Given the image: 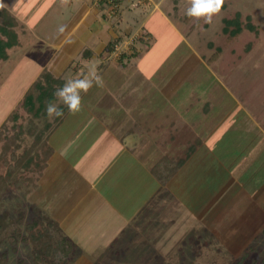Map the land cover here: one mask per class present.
Segmentation results:
<instances>
[{
	"label": "rangeland",
	"instance_id": "obj_1",
	"mask_svg": "<svg viewBox=\"0 0 264 264\" xmlns=\"http://www.w3.org/2000/svg\"><path fill=\"white\" fill-rule=\"evenodd\" d=\"M56 1L0 0L5 4L3 8L15 20V26L11 30L16 36L15 43L6 49V60L0 61V264H240V262L257 264L264 261V232L255 237L253 241L245 240L242 244L235 243L233 249L236 251L233 250L235 251L233 253L225 249L221 250V243H211L204 247L200 239L199 243L195 241L186 244L185 251L180 252H176L169 245V251L164 253L165 257L162 259L150 258L145 251L147 248H140L143 243L128 244V241L125 242L127 236L122 233L118 237L119 242L115 245L116 259L111 258L114 252H108V256L102 259H84L81 256L77 258L74 255L76 254L74 248L65 253L61 252L59 247L55 250L57 251L55 255L48 258L42 257L40 261L38 248H41V242L47 241L50 236L54 242L59 243L64 240V236L56 224L44 218L43 215L41 216L32 203L31 199L35 196L32 188L39 177L38 169L31 165L27 171L23 164L27 157L33 158L34 148L35 150L41 148L40 152L43 153L40 157H44L50 133L48 126H53L57 119L49 118L46 111L39 115L28 114L26 108L22 106L25 96L20 97L19 102L12 111H9L6 118L4 116L11 108V101H14L21 93L20 91L28 85L26 80L32 75H37L36 80L40 81L44 77L43 74H51L59 82L53 85V89L56 90L62 87L67 80L80 75L82 70L84 71L82 59H84L87 48L82 43V45H73L70 40H67L66 27L61 26L62 19H71L77 11L76 0L71 8L65 7V4H56ZM88 1L90 6L99 10L100 21L98 23H103V25L93 23L88 11L84 23L97 33L95 38L104 44L101 45L104 48L99 51L100 54H97V57L105 61V66L108 67L104 71L94 63L88 67V70L95 65L100 75L104 71L103 76L108 74L109 78L105 80L102 77L103 86H94L83 98L85 103L91 105L88 109H92L94 102L95 108L101 111V115L107 114L104 115L106 118L100 116L102 120L108 119L111 122L117 117L112 113L115 102L113 101L114 95L110 92L114 94L116 87L123 84L121 91H117L127 94L130 89L124 82L125 79L136 76V82H133L135 85H131L132 89L140 92V95L149 89L154 94L160 89L175 90L176 88L173 89L175 86L167 85L166 82H170L173 77L176 79L174 75L176 73L178 75L179 71V86L176 91L181 95L178 99L174 98L169 101L168 111L172 112V107L182 109L181 106L185 105V111L197 109L201 112L204 102L208 101L211 108L218 110L212 116L214 128L223 122L222 118H227L228 121L225 120L224 125H230L228 130L241 132L242 127L238 126H242V117H246L248 113L249 120L246 121H255L264 132V0H224L220 13L201 32L196 29L187 31L190 22L186 19L190 18L184 14L186 0H119V7L111 16L109 6L101 0ZM85 12L83 10L82 14ZM149 14H152V17L148 16ZM145 19L147 25L143 24ZM237 24L241 26L242 31L235 41L226 45L228 32L235 30ZM247 25L252 28L246 29ZM225 26L227 29L223 31ZM61 27L64 31L60 34ZM144 27L151 29L152 39ZM82 28L80 26L81 30ZM97 28H99L98 32H96ZM63 45L73 46L75 50L70 57L72 62L66 64L67 66L65 63L68 57L64 56L62 50L59 49ZM93 54L91 51L90 55ZM211 58H214L212 62ZM118 77L123 83L117 81ZM97 90L101 94L109 93L97 96V98L93 97L97 95ZM206 96H209V99H205ZM152 101L153 107L163 105L158 97L153 98ZM51 102L57 103V98ZM147 102L138 106L144 108ZM59 107L62 110L65 109V115L67 108L62 104H59ZM14 116H17L16 120L13 119ZM172 116L175 117V115ZM96 117L99 118V116ZM194 117L193 115L192 118ZM181 122H179V129L187 127ZM63 125L66 126L65 123ZM112 127L113 130L117 128L118 131L119 127L127 129L131 125L126 117L125 123H116ZM19 128L23 132L19 133ZM181 131L183 132L180 130L178 133ZM69 133L70 136L73 131L70 130ZM138 133L134 135H141L139 131ZM99 135L100 132L90 122L85 131L77 132L73 136L74 140H79L80 145L68 148L70 157L75 158L79 154L86 155L88 150L96 152V147L90 148L88 144L81 143L86 140H97ZM249 137L252 144L257 147L244 149L246 140L243 137L241 147L234 148V151L240 153L245 159L258 156L255 153L257 150L264 154V142H256L251 134ZM150 138L156 139L157 137L155 138V135L151 137L149 134L147 141ZM34 141L38 142L35 147H33ZM102 149L104 147L100 150ZM28 150H31V153L29 152V155L24 157V152ZM147 151L148 154L153 152V150ZM157 153H159L158 149ZM234 156L238 157L237 154ZM90 163H84L80 159L74 162L72 165L77 166L76 173L71 169L65 170V164L56 161L52 171L47 166L43 177L46 179L55 177L61 184V189L73 190L74 193L88 186L82 174L92 164ZM124 215L127 216V213ZM138 223L144 225V222L140 220ZM127 226H130L129 223L122 228L125 229ZM44 228L48 230L47 235L43 236L39 242L32 243V235L40 234ZM103 230L105 228L102 226L99 229L94 228L95 238L90 242L91 245L88 244V251L84 252L86 256L93 257L113 250L111 248L112 250L104 251L105 245L101 234ZM125 231L130 232V229H125ZM108 237H110L109 234H107ZM191 245L192 247L198 246L200 252L195 254L188 250ZM228 246L230 247L229 244ZM193 255L195 257L189 258Z\"/></svg>",
	"mask_w": 264,
	"mask_h": 264
},
{
	"label": "crops",
	"instance_id": "obj_2",
	"mask_svg": "<svg viewBox=\"0 0 264 264\" xmlns=\"http://www.w3.org/2000/svg\"><path fill=\"white\" fill-rule=\"evenodd\" d=\"M56 2L62 4L61 0ZM73 5L74 0H68L65 7L71 8ZM90 5L88 0H76L77 11L74 16L69 20H61V26L66 27V39L73 45L82 43L87 48L85 52L88 55H84L82 59L84 71L80 73L85 76L89 71L88 67L94 63L101 70L108 69L105 61L97 57L104 48L101 45L104 44L95 38L97 33L84 23L88 12L93 23L100 21L99 10ZM83 10L86 12L82 14ZM148 16L152 17V14ZM146 19L143 21L145 25ZM80 26L83 27L82 30ZM144 29L152 39L151 29ZM96 30L98 32L99 28ZM59 49L68 57L65 65L72 62L70 57L75 52L73 46L63 45ZM91 51L93 55H90ZM104 71L101 76L107 80L109 75L103 76ZM178 75L176 73V79L173 77L170 82H166L167 85L175 86V90L160 89L154 92L155 95L150 89L143 95L132 89L136 76L122 80L128 84L130 91L127 94L123 91L119 93L117 90L121 91V84L116 87L117 92H110L114 95L115 102L112 113L117 116L111 122L100 118L107 114L101 115L93 101L92 109H88L91 105L84 102L85 94L81 93V111L73 115L66 110L60 125L49 133L46 151L50 150V154L32 188L35 196L31 201L41 216L55 223L64 238L73 244L77 258L81 256L84 259H102L108 256V252H114L111 258L116 259L115 245L122 233L127 236L125 242L128 241V244L143 243L140 248L146 247V254L150 258L162 259L165 257L164 253L169 251V245L176 252H180L185 251L186 244L195 241L199 243L200 239L204 247L211 243H221V250L233 253L236 251L233 249L235 243L253 241L264 232V154L257 150L255 153L258 156L245 159L234 151V148L241 147L243 137L246 140L244 149L257 147L252 144L250 134L256 142H264L263 130L255 121H246L249 120L248 113L246 117H242V126H238L242 127L241 132L244 133L229 131L230 125H224L227 118H222L223 122L214 128L212 116L218 110L211 108L208 101L204 102L201 112L197 109L185 111V105L181 106L182 109L172 107V112L168 111L169 101L178 99L181 95L176 91L179 86ZM36 77L37 75H32L26 80L28 85L11 101V108L5 118L20 97H24L30 86L37 81ZM117 81L123 83L119 81V77ZM108 93L101 94L97 90V95L93 97ZM157 97L162 100L163 105L156 108L152 106V100ZM205 99H209V96ZM145 102L146 107L138 106ZM166 103L167 106L163 107ZM198 103L201 104L199 101ZM126 117L131 127H119L118 131L117 128L112 129L116 123H125ZM90 122L103 139L98 137L97 140L82 142L81 144L86 143L90 148L96 147V152L88 150L86 155L79 154L71 158L68 148L80 145L79 140H74L73 136L77 132L85 131ZM179 122L187 127L179 129ZM64 123L65 127L62 126ZM70 130L73 133L69 136ZM137 130L141 135H134L138 133ZM180 130L183 132L178 133ZM149 134L157 138L147 141ZM101 147L104 149L100 150ZM147 150L155 151V155L153 152L148 154ZM77 159L92 163L82 174L88 185L83 189L73 193V190L61 189V184L54 176L47 179L43 177L47 166L52 171L56 161L65 164V170L71 169L77 173V166L72 165ZM138 220L144 222V225L139 224ZM128 223L130 226L125 229H130V232L122 228ZM100 226L105 228L101 231L104 251L111 248L113 250L88 257L84 252L88 251V244L91 245L90 242L95 238L94 228L99 229ZM107 234L110 237L107 238ZM188 248L195 254L200 252L198 246L191 245ZM193 257L195 255L189 258Z\"/></svg>",
	"mask_w": 264,
	"mask_h": 264
},
{
	"label": "trees",
	"instance_id": "obj_3",
	"mask_svg": "<svg viewBox=\"0 0 264 264\" xmlns=\"http://www.w3.org/2000/svg\"><path fill=\"white\" fill-rule=\"evenodd\" d=\"M116 3H119V0H114ZM215 17V16H214ZM213 17V18H214ZM0 20L2 22L0 23V61H4L7 58L6 54V49L7 47L12 46L15 43V33L11 30L15 26V20L12 18L11 14L3 7H0ZM189 23L187 31H192L193 29L198 30L199 32L203 31L205 27L208 25L203 22V20L196 21L194 19H186ZM245 28V27H244ZM252 28L250 25L246 26V29ZM227 26H225V29L223 31H226ZM242 31V28L239 24H237V28L235 30H232L231 32H228L229 36L228 39L226 40V45L229 43L235 41L239 33ZM7 39H6V38ZM5 38V39H4ZM114 44V43H113ZM112 45V44H111ZM219 53V52H218ZM84 55H88V52H85ZM214 59V58H213ZM211 58V62L213 61ZM44 76V77H43ZM43 79L40 81L35 82L31 88H29L24 97V101L22 103V106L26 108V111L28 114H35L39 115L40 113L44 114L45 113V106L48 102L53 101L56 97L54 96V92L56 91L53 89V85L58 84L59 82L49 73L43 74ZM41 78V76H40ZM44 110V112H42ZM65 110V109H64ZM63 110V112H64ZM63 117L56 118L57 122L52 126V125H46L48 126V130L52 132L57 126L60 125ZM14 120L17 119V116H14ZM52 126V127H51ZM43 131V130H42ZM19 133L23 132L21 128H19ZM20 141H22L21 137ZM38 144V142L34 141L33 142V147H35ZM39 148L38 150L35 148L32 150V157L33 158H28L26 162L23 164L24 167L26 168L27 171H29V166L32 165V167H36L38 169V174L41 173L43 168L46 165V160L48 155L50 154V150H44V157H40V154L42 155L43 152H40ZM29 152L31 153V150L25 151L24 152V157L29 155ZM32 161V162H31ZM43 226V225H42ZM45 227V226H44ZM44 228L43 231H41L40 234L32 235V243L39 242L43 236L47 235L48 230ZM65 240V241H64ZM64 240L59 241L57 243L56 241L54 242L52 240V237H48L47 241L41 242L40 247L38 248L39 251V259L42 261V257L48 258L56 254L57 249L59 247L61 248V252H65L67 250L72 251L74 246L73 244L64 238ZM59 244V245H58ZM42 254V255H41ZM246 255V254H245ZM244 258V257H243ZM240 264H243V262H240ZM257 264H264V261L257 263Z\"/></svg>",
	"mask_w": 264,
	"mask_h": 264
},
{
	"label": "clouds",
	"instance_id": "obj_4",
	"mask_svg": "<svg viewBox=\"0 0 264 264\" xmlns=\"http://www.w3.org/2000/svg\"><path fill=\"white\" fill-rule=\"evenodd\" d=\"M62 4H67L68 0H61ZM224 0H186L185 16L196 21L203 20L204 23H212L213 17L218 15L223 7ZM5 4L0 2V7ZM60 32L64 28L59 29ZM94 86L102 87L103 78L98 73L97 67L93 65L88 75L80 74L74 78L67 80L62 87L54 92L57 103L48 102L45 106L46 114L49 118L63 117L64 112L59 104L64 105L70 114L75 115L81 111L82 95L86 94Z\"/></svg>",
	"mask_w": 264,
	"mask_h": 264
},
{
	"label": "built area",
	"instance_id": "obj_5",
	"mask_svg": "<svg viewBox=\"0 0 264 264\" xmlns=\"http://www.w3.org/2000/svg\"><path fill=\"white\" fill-rule=\"evenodd\" d=\"M97 2V0H95ZM102 2H104L106 5L109 6V15L111 16V14H113V12H115L117 10V8L119 7V3H116L114 0H101ZM131 43V42H130Z\"/></svg>",
	"mask_w": 264,
	"mask_h": 264
}]
</instances>
